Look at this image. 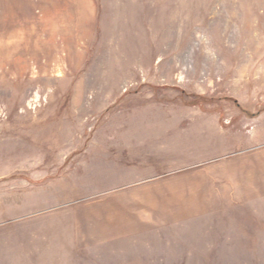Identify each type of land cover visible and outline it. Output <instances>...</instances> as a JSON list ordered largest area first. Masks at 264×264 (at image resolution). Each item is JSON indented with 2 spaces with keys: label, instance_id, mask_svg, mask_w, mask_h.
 <instances>
[{
  "label": "rangeland",
  "instance_id": "374dc122",
  "mask_svg": "<svg viewBox=\"0 0 264 264\" xmlns=\"http://www.w3.org/2000/svg\"><path fill=\"white\" fill-rule=\"evenodd\" d=\"M0 264H264V0H0Z\"/></svg>",
  "mask_w": 264,
  "mask_h": 264
}]
</instances>
